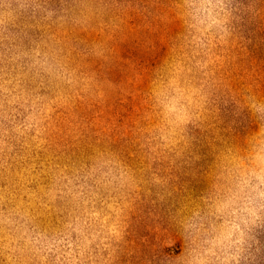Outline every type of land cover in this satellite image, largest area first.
Wrapping results in <instances>:
<instances>
[{"label": "rangeland", "instance_id": "1", "mask_svg": "<svg viewBox=\"0 0 264 264\" xmlns=\"http://www.w3.org/2000/svg\"><path fill=\"white\" fill-rule=\"evenodd\" d=\"M0 264H264V0H0Z\"/></svg>", "mask_w": 264, "mask_h": 264}]
</instances>
